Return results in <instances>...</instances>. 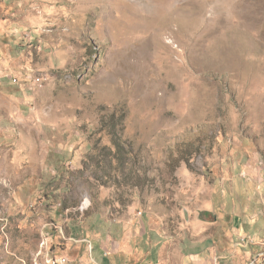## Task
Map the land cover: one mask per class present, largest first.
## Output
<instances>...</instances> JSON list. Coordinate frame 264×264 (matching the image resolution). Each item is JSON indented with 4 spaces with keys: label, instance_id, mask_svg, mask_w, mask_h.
<instances>
[{
    "label": "rangeland",
    "instance_id": "1",
    "mask_svg": "<svg viewBox=\"0 0 264 264\" xmlns=\"http://www.w3.org/2000/svg\"><path fill=\"white\" fill-rule=\"evenodd\" d=\"M0 0V264H264V0Z\"/></svg>",
    "mask_w": 264,
    "mask_h": 264
},
{
    "label": "bare ground",
    "instance_id": "2",
    "mask_svg": "<svg viewBox=\"0 0 264 264\" xmlns=\"http://www.w3.org/2000/svg\"><path fill=\"white\" fill-rule=\"evenodd\" d=\"M144 1V0H143ZM143 1H141V2H143Z\"/></svg>",
    "mask_w": 264,
    "mask_h": 264
}]
</instances>
